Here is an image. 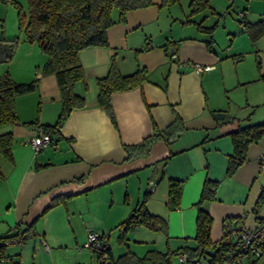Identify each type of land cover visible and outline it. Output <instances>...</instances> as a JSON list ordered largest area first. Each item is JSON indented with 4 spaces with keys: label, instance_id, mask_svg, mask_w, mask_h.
<instances>
[{
    "label": "crops",
    "instance_id": "1",
    "mask_svg": "<svg viewBox=\"0 0 264 264\" xmlns=\"http://www.w3.org/2000/svg\"><path fill=\"white\" fill-rule=\"evenodd\" d=\"M152 1L111 24L106 46L79 50L85 79L73 88L85 105L69 112L37 153L28 138L36 127L56 122L61 102L54 75L40 71L45 54L39 48H22L36 60L8 72L17 82L37 79L38 84L15 96L17 121L0 124V135L10 132L13 138L10 156L0 154V235L15 234L17 227L65 251L86 232L87 226L77 235L74 222L104 212L98 224H85L103 234L118 230L145 196L144 208L167 223L166 233L153 230L158 235L149 236L163 240L164 250H175L195 235V205L206 178L218 181L215 198L201 205L212 218L211 241L220 240L223 229L236 222L251 228L264 219V205L254 211L264 188V169L258 167L264 136L247 146L246 159L233 176L225 174L233 151L230 132L264 121V34L253 41L239 23L264 21V0H207L199 11L191 10V0ZM207 11L217 19L212 25L206 23ZM111 13L117 19V10ZM224 14L229 22L224 33L230 38L222 54L206 46L204 27L214 26L213 33ZM112 57L121 74L138 66L146 69L140 85L112 92L114 123L95 100L96 78L107 73ZM194 63L212 67L199 72ZM214 112L224 113L223 118H215ZM175 116L183 129L169 145L156 140L147 155L124 160L123 144L141 141L154 126L163 129ZM79 176L83 181L75 180ZM169 178L179 180L181 188L179 206L171 210L166 207ZM149 182L155 186L146 193ZM52 199L61 201L49 207ZM143 229L132 227L130 233L139 231L140 237L126 233L128 241L146 235ZM5 251L20 260L21 250Z\"/></svg>",
    "mask_w": 264,
    "mask_h": 264
},
{
    "label": "trees",
    "instance_id": "2",
    "mask_svg": "<svg viewBox=\"0 0 264 264\" xmlns=\"http://www.w3.org/2000/svg\"><path fill=\"white\" fill-rule=\"evenodd\" d=\"M1 1L11 3L15 7L17 11V29L24 34L25 41L35 43L42 53L45 54L46 60L40 70L42 74H53L56 79L61 108L54 124L41 126L50 137L59 131V125L67 118L69 112L74 108L85 105L84 97L77 94L73 88L77 82H84L85 79L84 69L79 60V50L90 46H106L107 29L111 24L116 21H123L126 12L129 10L145 7L153 3L152 0H25L26 7H24L18 0ZM207 3V0H191V10L199 11L205 9ZM113 10H117V19L112 17L111 12ZM239 23L249 33L253 41L261 34H264V21L262 20L250 23L241 19ZM204 29L210 35L209 40L206 41V46L211 47L213 41L211 33L214 26L204 27ZM1 40L11 42L12 48L4 57V60H11L16 50L17 39L9 40L2 37ZM11 77L8 71L0 75V124H10L17 121V117L14 115L15 103H13L15 96L36 89L38 84L37 79H32L28 82H17ZM145 78L146 69L143 66H138L132 73L121 74L114 62V58H111L107 73L96 78L98 92L95 99L97 105L110 118L111 123L115 122L110 99L112 92L131 89L134 86L137 87ZM261 78H264V75ZM182 129V123L178 116H175L173 121L163 129H158L154 126L153 132L141 141L130 145L123 144L122 148L126 152L124 160L129 161L130 159L147 155L150 145L156 140H162L166 145H169ZM229 135L233 144V151L229 155L225 174L231 177L237 167L245 161L247 146L264 136V121L247 126H239L235 131L230 132ZM12 139L10 132L0 135V154L10 156L13 145ZM75 180L83 181V176H79ZM203 181L199 200L195 205L197 207L195 235L190 239L186 238V241H191V243H183L173 251L170 249L160 250L153 247L147 249L142 255L135 253L128 246L126 234L132 227L145 225L152 231L156 230L162 233L167 231V223L164 217L152 214L144 208V196L142 201L132 208L128 217L117 225L119 227L117 241L123 246V251L117 255V258L113 257L111 247H109L110 245L107 242L109 234H98L99 239L104 242L103 251L91 249L97 254V258H95L97 259V264H105L108 261L111 264H171L170 255L172 253L179 255L181 252L185 254V260L180 262V264H201V259L205 256H208L207 264H220L225 253L232 249V245L222 239L215 242L210 240L209 229L212 218L201 205L204 201L215 198L218 181L209 178ZM167 183L166 207L171 210L179 206L181 188L179 180L169 178ZM147 184L146 193H150L153 191L154 186L150 182ZM60 201L61 199H54L49 207H54ZM254 204L255 212L264 205V188H262ZM260 221H264V219H259L257 222ZM237 223L229 226H234ZM26 233L28 232L17 230L16 227L15 234L0 235V254L8 253L5 251L8 245L4 243L7 239ZM103 253L107 255L104 261L100 259ZM10 255L13 257V264H20L18 258H15L12 254ZM251 262L252 264H259L260 261L251 260ZM261 264H264V261Z\"/></svg>",
    "mask_w": 264,
    "mask_h": 264
},
{
    "label": "rangeland",
    "instance_id": "3",
    "mask_svg": "<svg viewBox=\"0 0 264 264\" xmlns=\"http://www.w3.org/2000/svg\"><path fill=\"white\" fill-rule=\"evenodd\" d=\"M18 1L19 2L21 1L22 4L26 5L25 0H18ZM207 13H208L209 20H206V23L208 25H212V23H214L217 19L215 15H213V13H210V11H207ZM16 16H17V11L15 7L11 5V3L3 2L0 0V70L1 71L12 70L13 72L14 71L16 72L17 70L19 71L20 68H22L24 65H27V66L31 65L32 62L36 60V55L34 53L28 55L26 54L27 53L26 50L25 51L22 50V48H34L35 49L39 47L35 43L33 44V43H29L28 41H25L24 34L21 33L17 29L18 24H17ZM232 17L234 20L235 17L234 16ZM226 18H227V15L224 14L221 17V19L218 20L216 28L213 31V33H211L213 37L212 46L217 47L218 51L222 54L226 53L227 48L225 47L228 44L227 39L230 38L228 35H226V33H224L226 31L225 29L226 25L229 23L228 21H226L228 20ZM232 22L233 24H235L234 21ZM2 37H5L9 40L15 39V38L17 39L16 41L17 43L15 45L16 50H15V53H13L14 56L11 60H4L6 53H8L10 48H12L11 42L2 41L1 40ZM209 38H210V35L208 34V36H206V39L209 40ZM219 47H222V48H219ZM101 213L102 215H106V213L104 212H101ZM101 213L98 212L95 215L90 214L87 216H83L81 218V222L79 221L80 224L77 223L76 225L74 222L73 224L75 226H73V224L71 225L73 226V229L75 230L77 235L81 233V229H84L85 226H87L86 232L84 234L83 239H80L78 244H75V245L67 244L69 247H67L68 249H66L65 251H62L64 249L60 250L55 247L52 248L49 242L45 241L49 249V251H46L45 249H43L44 247L42 248V245L39 243L40 237L35 236L36 238H34L32 237L33 236L32 233L30 232L27 233L28 237H26L25 243H23L22 245L9 244L7 247L13 248V249L17 248L18 250H21L20 256H19L20 264H77L75 262H77L78 260L79 261L81 260V262H83L84 264H97V259H95L97 258L96 252H93L91 249L82 248L81 246H83V243L86 241V237H87L86 234L89 229H92L94 232L101 234V231L98 232L92 227H90V225L85 224V223L98 224L101 220L100 218ZM141 226L145 228L143 230H145L146 235H143V236L141 235L140 239L134 238L136 239L135 240L136 242L134 243L132 237H140L139 236L140 234L138 233L139 231L134 232V234L130 233L131 231H128L127 234L132 236L130 237L131 240L128 241V246H130V248L138 255H142L145 252L146 245H148L149 248L154 247L160 250H164L165 248H164V245L162 244L163 240L161 239L158 240L155 237L149 236V234L158 235V233L152 231V229H150L149 227L145 225H141ZM117 233H119V229L114 230V228L111 229V232L104 233V234H109V236L107 237V242L110 245L109 247H111L112 253L116 258H117V255L123 251V246H121V244H119L117 241ZM120 249H122L121 252H120ZM170 249L171 251H173L174 249L173 246H171ZM77 254H81V256ZM207 259H208V256H205L204 258H202L201 264H207ZM170 262L171 264H180L178 254L172 253L170 255ZM244 264H249V262L246 261Z\"/></svg>",
    "mask_w": 264,
    "mask_h": 264
},
{
    "label": "built area",
    "instance_id": "4",
    "mask_svg": "<svg viewBox=\"0 0 264 264\" xmlns=\"http://www.w3.org/2000/svg\"><path fill=\"white\" fill-rule=\"evenodd\" d=\"M243 28V27H242ZM196 71L202 72L203 70L210 69L212 66H203L198 63L192 64ZM50 135L41 127H36L33 135L28 138V144L32 149V152L37 153L42 150L50 141ZM259 168L264 169V151L259 155ZM153 186L155 183L151 182ZM223 235L221 237L224 242L231 243L232 249L225 253L223 261L220 264H244L246 261L252 264L251 260L260 261L259 264L264 261V221L257 222L255 226L249 227L244 225L242 222L237 223L234 226H229L223 229ZM86 241L83 243V248L86 249H96L98 251H103V240L99 239L97 232L89 229L87 232ZM28 234H19L18 237L7 239L4 243L9 244H19L22 245L23 241L26 240ZM43 249L48 251V246L40 238ZM1 243V241H0ZM185 254L181 252L179 256V261L183 262L185 260ZM107 255L103 253L101 260H106ZM13 257L8 253L0 254V264H13ZM255 262V261H254ZM256 264V263H254Z\"/></svg>",
    "mask_w": 264,
    "mask_h": 264
},
{
    "label": "water",
    "instance_id": "5",
    "mask_svg": "<svg viewBox=\"0 0 264 264\" xmlns=\"http://www.w3.org/2000/svg\"><path fill=\"white\" fill-rule=\"evenodd\" d=\"M213 116L215 117V118H223V116H224V113H221V112H214L213 113ZM167 260H168V258H167ZM105 264H111V262L110 261H108L107 263H105Z\"/></svg>",
    "mask_w": 264,
    "mask_h": 264
}]
</instances>
